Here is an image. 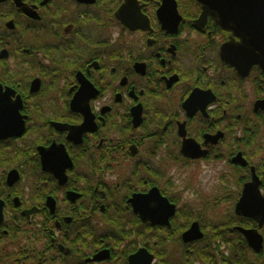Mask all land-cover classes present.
I'll list each match as a JSON object with an SVG mask.
<instances>
[{
    "label": "flooded vegetation",
    "instance_id": "af4514ba",
    "mask_svg": "<svg viewBox=\"0 0 264 264\" xmlns=\"http://www.w3.org/2000/svg\"><path fill=\"white\" fill-rule=\"evenodd\" d=\"M90 1L0 0V135L23 123L0 137V264H264L235 211L252 169L264 195L263 70L222 59L196 0L177 26L137 0L130 27Z\"/></svg>",
    "mask_w": 264,
    "mask_h": 264
},
{
    "label": "water",
    "instance_id": "95a60500",
    "mask_svg": "<svg viewBox=\"0 0 264 264\" xmlns=\"http://www.w3.org/2000/svg\"><path fill=\"white\" fill-rule=\"evenodd\" d=\"M203 6V11L195 25H205L210 17L226 32L231 33L232 37L239 41H232L224 44L221 48V57L225 62L230 63L237 69L247 66L249 70L252 66L258 65L264 72V0H196ZM90 2H94L91 0ZM137 0H125L118 11V18L127 26H131L133 12L138 9ZM158 15L166 24L170 15H178L176 0H163ZM179 16V15H178ZM180 16L175 19L174 26L178 25ZM15 116V115H14ZM5 127L0 137L19 135L23 131V123L10 122L7 128V122L1 123ZM252 181L244 186L242 195L236 204V213L255 220L258 228L264 226V195L260 191V180L255 174L254 169ZM164 200V199H163ZM166 202V200H165ZM165 204L169 209L168 203ZM160 205V204H158ZM174 212V205H170ZM160 211H155L157 216ZM164 212V211H162ZM154 213V214H155ZM148 220V217H143ZM150 221H157L159 218L150 217ZM249 245L255 250L260 251L263 245V237L258 229L242 230ZM185 241H191L202 237L200 227L197 222L193 223L191 228L184 234ZM146 250H140L134 260L143 257ZM103 257H96L99 260ZM105 258V257H104ZM131 258V262H132ZM151 259L149 258L148 264Z\"/></svg>",
    "mask_w": 264,
    "mask_h": 264
},
{
    "label": "rangeland",
    "instance_id": "374dc122",
    "mask_svg": "<svg viewBox=\"0 0 264 264\" xmlns=\"http://www.w3.org/2000/svg\"><path fill=\"white\" fill-rule=\"evenodd\" d=\"M216 171H218V169H215ZM203 171V170H202ZM212 173H215L213 169H211ZM201 173H205V172H201ZM200 179H206V175L205 174H202L200 176ZM212 181V179L210 178V182ZM227 208V205L224 203L221 205V207H219L217 210H219L220 212L221 211H224L226 210ZM223 209V210H222ZM216 221H221V218L219 219H214V220H206L205 221V226L209 227L212 223L216 222ZM219 223V222H218ZM213 225V224H212Z\"/></svg>",
    "mask_w": 264,
    "mask_h": 264
},
{
    "label": "trees",
    "instance_id": "16d2710c",
    "mask_svg": "<svg viewBox=\"0 0 264 264\" xmlns=\"http://www.w3.org/2000/svg\"><path fill=\"white\" fill-rule=\"evenodd\" d=\"M236 254H238V252H235ZM237 259H238V257H236ZM253 258H256V259H258L257 257H253ZM244 259H246V256H245V254H244V256L242 257V260H244Z\"/></svg>",
    "mask_w": 264,
    "mask_h": 264
}]
</instances>
